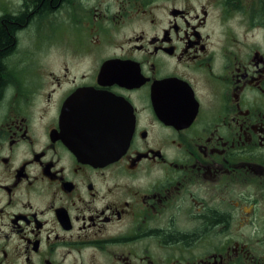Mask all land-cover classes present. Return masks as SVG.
<instances>
[{
	"label": "flooded vegetation",
	"instance_id": "af4514ba",
	"mask_svg": "<svg viewBox=\"0 0 264 264\" xmlns=\"http://www.w3.org/2000/svg\"><path fill=\"white\" fill-rule=\"evenodd\" d=\"M2 30L0 264H264V0H0Z\"/></svg>",
	"mask_w": 264,
	"mask_h": 264
},
{
	"label": "trees",
	"instance_id": "16d2710c",
	"mask_svg": "<svg viewBox=\"0 0 264 264\" xmlns=\"http://www.w3.org/2000/svg\"><path fill=\"white\" fill-rule=\"evenodd\" d=\"M8 40L9 38L7 37L5 30H2L1 35H0V48H2V45L7 43ZM2 88H3V83L0 79V90H2Z\"/></svg>",
	"mask_w": 264,
	"mask_h": 264
},
{
	"label": "water",
	"instance_id": "95a60500",
	"mask_svg": "<svg viewBox=\"0 0 264 264\" xmlns=\"http://www.w3.org/2000/svg\"><path fill=\"white\" fill-rule=\"evenodd\" d=\"M73 130H74V131H77L78 129L75 127ZM80 144H81V142L78 143L77 145H80ZM122 146H123V145H122ZM120 147H121V144H115V146H114L115 151L117 152V150H119Z\"/></svg>",
	"mask_w": 264,
	"mask_h": 264
}]
</instances>
